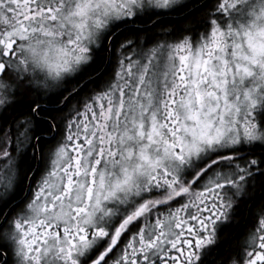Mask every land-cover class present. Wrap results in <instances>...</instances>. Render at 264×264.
<instances>
[{
	"label": "snow or ice",
	"instance_id": "6c2138e0",
	"mask_svg": "<svg viewBox=\"0 0 264 264\" xmlns=\"http://www.w3.org/2000/svg\"><path fill=\"white\" fill-rule=\"evenodd\" d=\"M0 264H264V0H0Z\"/></svg>",
	"mask_w": 264,
	"mask_h": 264
}]
</instances>
